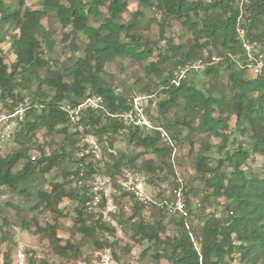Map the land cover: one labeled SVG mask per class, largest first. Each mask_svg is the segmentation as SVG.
<instances>
[{
    "label": "trees",
    "instance_id": "obj_1",
    "mask_svg": "<svg viewBox=\"0 0 264 264\" xmlns=\"http://www.w3.org/2000/svg\"><path fill=\"white\" fill-rule=\"evenodd\" d=\"M41 1L43 9L34 10L25 6V0H14L15 9L0 0V105L8 114L19 105L25 108L13 133L14 148L6 156L0 154V197L3 189L23 197L34 213L32 218L21 217L18 227L46 241L52 254L62 259L78 261L84 246L94 252L112 250L115 243L109 238H114L115 228L92 213L93 207L104 209L106 200L101 195L94 205V193L85 182L79 184L104 171L118 191L117 197L131 202L130 240L148 243L142 256L148 255L153 264H234L235 256L239 257L236 264H264V176L244 170L252 155L264 161V69L261 75L251 77L230 58L241 53L237 26L244 29L248 40L259 43L264 53V0H249L242 14L236 0H109L107 5L103 0ZM130 3H136L138 10L124 22L122 15ZM100 7L106 8L105 14ZM140 9L161 15L158 40L139 34ZM48 12L54 13L62 29H70L74 39L80 34L86 40L80 57L55 61L53 69L42 47L43 42L51 48L41 24ZM172 23L180 24L188 34L186 46L165 37ZM160 41H165L166 52L158 49ZM6 42L15 56L10 67L1 49ZM71 49L72 53L78 50L75 45ZM204 51L209 53L205 58L217 55L221 60L189 71L179 86L173 85L174 70L204 60ZM116 59L146 62V75L156 78L150 80L155 91L150 84L139 90L140 94H156V107L147 108L152 128L127 125L114 117L131 109L129 96L117 93L106 79L105 67ZM199 71L211 80L208 88L196 77ZM88 92V96L102 99L103 109L85 110L72 122L62 105H77ZM40 130L61 138L62 144L50 155L37 146L39 157H31ZM195 131L203 140L197 151L189 141L194 176L184 184L176 172V145L190 140ZM162 133L172 145L164 142ZM80 135H93L99 146L107 143L111 150L123 136L127 148L125 152H108V162L100 169L88 161L91 149L80 144ZM211 138L220 139V143L212 146ZM146 154L152 157L143 158ZM64 162L73 169L63 166ZM55 168L60 169L58 176L46 180ZM123 171L145 174V185L174 181L172 201L180 192L186 211V216L176 212L177 217L170 219L174 235L167 233L166 210L158 209L152 223L141 219L146 205L117 183ZM196 198L200 207L195 205L192 211ZM64 199L74 204V216L70 238L63 245L57 233L59 220L65 217L60 209ZM150 203L155 208V203ZM8 207L19 210L6 202L0 205V214ZM217 211L221 215L214 217ZM43 213L51 214L53 223L41 225L37 215ZM190 220L200 224L193 227ZM4 242L8 248L3 264H11L9 245L13 241L5 236ZM29 264L47 263L31 260Z\"/></svg>",
    "mask_w": 264,
    "mask_h": 264
},
{
    "label": "rangeland",
    "instance_id": "obj_2",
    "mask_svg": "<svg viewBox=\"0 0 264 264\" xmlns=\"http://www.w3.org/2000/svg\"><path fill=\"white\" fill-rule=\"evenodd\" d=\"M10 4L11 9H15V2L10 0H5ZM107 5L109 0H103ZM25 6L30 7L34 10H42L43 5L41 0H25ZM138 10L136 3H130L125 12L122 15L123 21L128 22L132 19V14ZM101 13H106L105 7H100ZM142 12V16L138 19L139 25V34L143 37H146L150 40H158L159 38V26L158 22L161 20V15L155 13L153 10H145L140 9ZM91 23L97 26L96 23L91 21ZM44 32L47 34V37L50 39L51 48H48V45L43 44L42 47L44 53L50 57L51 61V69L55 66L52 63L55 61L64 62L72 57H80L82 55V47L86 43V40L82 35H78L77 38H73L70 33V29H62L58 23V20L54 13L48 12L47 16L41 22ZM67 36V38H65ZM166 38H171L174 44H182L187 45L188 42V34L178 23H172L171 26L166 29L165 33ZM77 47V52L72 53V47ZM158 49H161L162 52H166V43L165 41H160L158 43ZM1 49L3 51V56L5 58V63L10 67L11 64L15 60V56L13 54L12 49L8 42L1 44ZM214 52V51H213ZM213 54H216L214 52ZM203 58H205L209 53L204 51L202 53ZM152 61V60H151ZM143 64H135L130 62L128 59H116L114 62H111L106 65L105 73L106 79L112 83L113 87L116 89L117 93H121L124 96H129V98L138 97L140 95L139 90L150 83V80L156 81L154 76L146 75ZM198 79L202 82L203 88H208L211 86V80L205 77L200 71L196 72ZM191 76V75H190ZM225 82V78L223 79ZM35 86L33 84L31 90H34ZM151 91H155L154 86L151 87ZM26 94V92H22ZM156 97V94H155ZM28 99V98H27ZM157 99V97H156ZM27 101V100H26ZM7 111H5L0 105V116L7 115ZM182 116V115H180ZM196 126V122L194 123ZM233 122L230 123L232 125ZM13 127V126H12ZM81 131V130H80ZM70 133H74L73 128L69 129ZM186 135V132L183 133V136ZM81 136V135H80ZM85 135L81 136L82 139ZM89 144H97V138L93 135H88ZM80 137V138H81ZM93 137V138H92ZM13 134L10 136V139L0 146V154L2 156H6L11 150L14 148L13 144ZM81 139L80 144L85 143ZM203 140V135L198 131H195L191 136L190 140H183L182 143L176 145V158L178 160L176 164V172L179 175V178L185 184L186 181L191 179L194 176L192 170V157L189 156L188 152L191 148L189 141L193 143V150L197 151L199 149L200 143ZM36 141L34 143L35 147L31 151V157H39V152L36 149L37 146L43 147L45 153L50 155L55 149L60 148L62 144L61 138H52L51 136H47V134L40 130L36 132V137L34 139ZM210 143L212 146L218 145L220 143V139L211 138ZM95 148V147H93ZM127 148V143L123 136L119 137L118 142L115 143L114 148L108 149V144H97V149H95V154L92 153V158H89L88 161L95 164L100 169H104V163L108 162L107 153L113 152H125ZM67 149V147H66ZM106 151H104V150ZM89 152V151H88ZM85 151L84 154H88ZM98 155V157H96ZM216 156V154H213ZM149 154L143 156V158L148 159L151 158ZM218 157V156H217ZM66 161V160H65ZM69 165L64 162L63 166ZM72 170L73 167L69 165ZM248 174L260 175L264 176V161L257 155H252L250 159L246 163V167L244 168ZM59 168L53 169L47 176V179H52L58 176ZM134 173V172H132ZM139 174V173H134ZM145 175V174H140ZM146 176V175H145ZM71 179V178H70ZM169 179L167 181L157 180L154 184H147L144 186L142 190V195L144 198H147L148 201L155 203V208L151 206L152 203L145 206L142 211L141 219L146 223H152L154 218L158 217V209H163L166 216L164 219V223L167 227L168 235H174L175 229L172 224H170V219L172 217H177V214L170 213L169 209H172V201L173 194L175 193L174 189V181ZM109 181V182H108ZM85 182L88 189L96 195V193H102L105 198V208L101 209L98 207H93L92 213L95 215L97 219L99 215H101L102 221L108 223L112 227L115 228V236L114 238H109V241H113L114 247L112 250H103V251H92L89 247H82L83 255L82 258L78 261H72L69 259H62L52 254L48 243L38 236L31 234L30 232H26L21 230L18 227V221L21 217L27 216L28 218H32L34 213L30 212L27 208L26 199L20 197L15 194H11L9 191L3 189V195L0 197V205H4V203L12 202L19 207V210L14 208H2V212L0 214V264H3V255L7 251V243L4 242V237L10 238L11 244L9 245L10 253H11V264H29L31 260L36 262L44 261L47 264H153L151 262V258L146 256H142V251L148 246V243L144 242L141 244H135L130 240L131 235V223L128 221V217L131 216V202L129 199H120L117 193H114L112 180L101 172H97L90 176V178L82 181L79 184H83ZM200 187V185L197 183ZM46 189H49L48 185H45ZM117 197V199H116ZM199 198L192 200V205L190 209L194 211V207L198 202ZM172 201V202H170ZM220 203H224L223 200H220ZM74 204L70 203L67 199H64L60 204V209L64 213L65 217L59 220L60 230L58 231V237L61 239V243L64 245L65 242L70 238L71 228L73 225L72 217L74 216L73 212ZM114 215V217L112 216ZM39 218V222L41 225H45L47 223H53V217L49 213H43L37 215ZM137 221V219H135ZM192 221V220H190ZM193 227H196L200 224V222L192 221ZM107 237V236H106ZM127 249L129 252H127ZM234 264L238 262L239 257H234ZM162 264H166L164 261Z\"/></svg>",
    "mask_w": 264,
    "mask_h": 264
},
{
    "label": "built area",
    "instance_id": "obj_3",
    "mask_svg": "<svg viewBox=\"0 0 264 264\" xmlns=\"http://www.w3.org/2000/svg\"><path fill=\"white\" fill-rule=\"evenodd\" d=\"M239 5V10L242 14L243 6L249 5V0H236ZM237 37L241 43V53L238 55H230V58L235 61L239 69L246 71L251 77H257L262 74L264 69V53L261 50V46L256 41L251 42L247 39L244 29L237 26L236 28ZM221 60V57L217 55H211L204 60H198L195 63L186 66L185 68H177L173 72V79L171 83L175 86H179L181 81L187 77V73L191 70L203 69L207 66L215 65ZM85 100L81 101L77 105L63 104L61 109L64 110L72 122H76L80 118V114L85 110L98 111L103 109V102L100 97L88 96ZM156 97L155 95H140L129 99L131 109L120 115H114V117L121 119L125 124L138 127L152 128L149 119L147 118V108L154 109L156 107ZM25 113V108L23 105H19L15 108L14 112L7 115L0 116V146L6 143L10 136L14 133L15 128L18 125V120L23 118ZM13 126V127H12ZM89 136H85L82 141L88 144L91 152L95 154V149H97V144H89ZM164 142L172 145L170 139L165 133L161 134ZM93 138V137H92ZM95 147V148H93ZM175 153V149H174ZM174 155V154H173ZM98 157V155L96 156ZM178 175V174H177ZM179 178V175H178ZM181 181V179H178ZM109 182V181H108ZM118 185H120L124 191L134 193L136 199L148 205L150 201L144 198L142 195V190L144 189L146 183V177L140 174H134L130 171H123L122 175L117 179ZM114 193L118 194V191L114 189ZM102 193H96L94 195L93 204L96 205L101 200ZM197 207L200 204L196 203ZM208 211V210H207ZM170 213H176L186 216L185 203L180 192L176 195V200L172 203V209H169ZM229 214H232L231 212ZM221 215L220 211L214 213V217H219ZM210 217V215H209Z\"/></svg>",
    "mask_w": 264,
    "mask_h": 264
}]
</instances>
